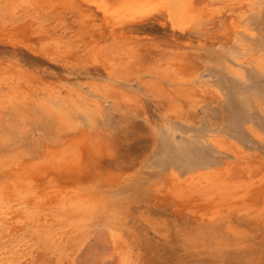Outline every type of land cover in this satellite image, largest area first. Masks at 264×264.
Listing matches in <instances>:
<instances>
[{"label":"rangeland","instance_id":"1","mask_svg":"<svg viewBox=\"0 0 264 264\" xmlns=\"http://www.w3.org/2000/svg\"><path fill=\"white\" fill-rule=\"evenodd\" d=\"M203 5L216 18L172 36L0 0L4 29L40 51L0 47V264H264V0ZM198 168L262 190L175 203L170 171ZM38 191L53 205L30 204Z\"/></svg>","mask_w":264,"mask_h":264},{"label":"bare ground","instance_id":"2","mask_svg":"<svg viewBox=\"0 0 264 264\" xmlns=\"http://www.w3.org/2000/svg\"><path fill=\"white\" fill-rule=\"evenodd\" d=\"M197 1L201 0H63V3L74 7L79 12L88 13L90 17H94L95 19L102 22L103 27H107L106 29L110 30L111 32H116L127 27H139L151 24L154 27H157L156 29L158 31L169 32L170 34H172V36H185L192 30L197 29L205 21L211 18H216L217 9H214V7L213 9H211L207 5H203V8H198L196 7ZM228 4L230 5V2ZM229 26L233 31H243L245 33H249L248 30L242 27L240 22L237 20L230 21ZM3 46H11V48H19L20 50L23 49L33 54H40V51H38V49L33 44H31L27 40H24L23 37L20 38L12 31H6L0 23V47ZM133 48H135V46H133ZM93 54L92 57H94ZM95 62L96 60L93 59L92 63ZM77 154L79 155V152H77ZM76 156L74 155L75 158ZM168 176L170 178V184L168 183L169 186L167 190L168 195L175 203L188 207L191 205H195L196 207L198 206V208L199 206L203 207V205L215 208L222 206H233L237 204V202L247 201L249 198L257 195L259 191L262 190L261 188L254 186L257 182H253L254 179L251 177L248 182L241 180L239 181L231 175L228 177L225 175L222 176L217 170H213L212 168H198L195 171H188L183 179H175V175L171 173V171ZM257 180H259V178ZM259 185L260 184H258V186ZM22 187L23 189L25 188L24 185ZM30 192L31 191H29L28 193L30 194ZM32 192L36 193V190L35 192ZM40 192L42 191L40 190ZM40 192L38 191L39 195L33 194L32 198H30V196L32 195L30 194V196H28L29 203H33L40 210L41 208H43L41 206L45 207L48 205H53L52 203L54 201L52 200L55 198V196L51 193V195L54 196L52 199L48 196L49 194L47 195V193H45V191L44 193ZM10 195L11 194L7 195L8 198ZM13 196L15 195L13 194ZM57 196L59 195H56L55 202H57V198L62 202L64 201V196L62 197V194H60L59 197ZM70 197L71 198L69 200H67L69 196L67 199H65V204L68 205L69 203V205L71 206L74 205L72 207L77 208L76 205L79 206V199H75L72 196ZM5 200L6 199H4V201ZM15 203H17V201ZM24 204L26 206V203ZM18 214L16 216H18ZM16 218L17 219L14 220L13 224L17 221H20L18 220V217ZM22 254L24 253H21V255Z\"/></svg>","mask_w":264,"mask_h":264}]
</instances>
